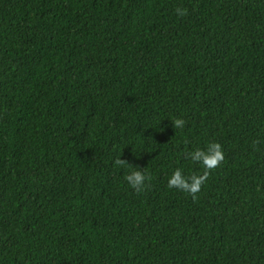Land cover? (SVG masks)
<instances>
[{
    "label": "trees",
    "instance_id": "16d2710c",
    "mask_svg": "<svg viewBox=\"0 0 264 264\" xmlns=\"http://www.w3.org/2000/svg\"><path fill=\"white\" fill-rule=\"evenodd\" d=\"M0 264H264V0H0Z\"/></svg>",
    "mask_w": 264,
    "mask_h": 264
},
{
    "label": "clouds",
    "instance_id": "9594fccd",
    "mask_svg": "<svg viewBox=\"0 0 264 264\" xmlns=\"http://www.w3.org/2000/svg\"><path fill=\"white\" fill-rule=\"evenodd\" d=\"M175 124L180 126L182 124L181 120H176ZM217 158H219V153H217ZM126 180L128 181L129 185L135 188H139L142 185L144 180V176L139 171H133L131 174L126 176Z\"/></svg>",
    "mask_w": 264,
    "mask_h": 264
}]
</instances>
